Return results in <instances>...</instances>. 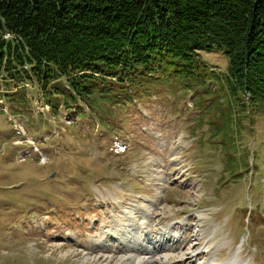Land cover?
<instances>
[{
	"label": "rangeland",
	"instance_id": "374dc122",
	"mask_svg": "<svg viewBox=\"0 0 264 264\" xmlns=\"http://www.w3.org/2000/svg\"><path fill=\"white\" fill-rule=\"evenodd\" d=\"M227 65L204 52L57 116L0 81V264H120L93 242L144 210L185 223L194 264H264V99L230 92Z\"/></svg>",
	"mask_w": 264,
	"mask_h": 264
},
{
	"label": "trees",
	"instance_id": "16d2710c",
	"mask_svg": "<svg viewBox=\"0 0 264 264\" xmlns=\"http://www.w3.org/2000/svg\"><path fill=\"white\" fill-rule=\"evenodd\" d=\"M204 52L262 102L264 0H0V81L35 83L53 116Z\"/></svg>",
	"mask_w": 264,
	"mask_h": 264
},
{
	"label": "bare ground",
	"instance_id": "6f19581e",
	"mask_svg": "<svg viewBox=\"0 0 264 264\" xmlns=\"http://www.w3.org/2000/svg\"><path fill=\"white\" fill-rule=\"evenodd\" d=\"M144 211V214L140 213L139 217H134L137 224L135 228L130 224L123 225L121 230H116L119 233L114 232L112 234L111 232L112 236L107 231L101 232L99 240L93 242L94 244L103 245L100 253H104V255L112 254L113 248L117 251L125 252L126 255L120 258V264H170L169 258L173 251L179 250L177 251L178 253L176 252L178 256L175 264H184V261H188L187 263L191 264L193 262L192 257L194 258L197 252L190 250V247L186 250L184 248L181 249V246L185 243L182 237V227L185 223L180 224L171 221L168 222L170 224L167 226L163 220H160L161 222L158 220L151 226L153 228H150L146 220L147 212L146 210ZM101 236L105 238L102 239ZM194 236H197L196 233ZM228 244L223 243V245ZM85 261H87L86 258L82 260V264ZM231 263L237 264L238 260L234 259ZM200 264L208 263L202 262Z\"/></svg>",
	"mask_w": 264,
	"mask_h": 264
}]
</instances>
